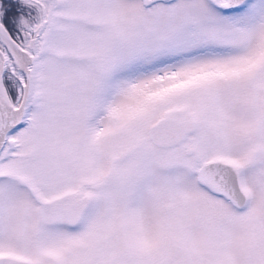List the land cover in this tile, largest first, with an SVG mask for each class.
Wrapping results in <instances>:
<instances>
[{"label": "snow or ice", "instance_id": "snow-or-ice-1", "mask_svg": "<svg viewBox=\"0 0 264 264\" xmlns=\"http://www.w3.org/2000/svg\"><path fill=\"white\" fill-rule=\"evenodd\" d=\"M0 264H264V0H0Z\"/></svg>", "mask_w": 264, "mask_h": 264}]
</instances>
